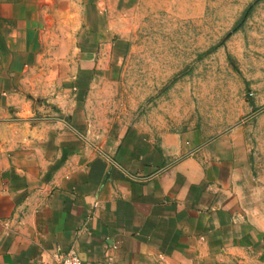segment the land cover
Wrapping results in <instances>:
<instances>
[{"label":"crops","instance_id":"0c3cea01","mask_svg":"<svg viewBox=\"0 0 264 264\" xmlns=\"http://www.w3.org/2000/svg\"><path fill=\"white\" fill-rule=\"evenodd\" d=\"M117 1H83L58 65L49 4L0 0V264H264V189L236 140L98 119L130 49Z\"/></svg>","mask_w":264,"mask_h":264},{"label":"rangeland","instance_id":"374dc122","mask_svg":"<svg viewBox=\"0 0 264 264\" xmlns=\"http://www.w3.org/2000/svg\"><path fill=\"white\" fill-rule=\"evenodd\" d=\"M83 1L44 0L58 65L77 57ZM121 1L130 49L115 107L98 119L232 137L264 189V0Z\"/></svg>","mask_w":264,"mask_h":264},{"label":"built area","instance_id":"2783aa9c","mask_svg":"<svg viewBox=\"0 0 264 264\" xmlns=\"http://www.w3.org/2000/svg\"><path fill=\"white\" fill-rule=\"evenodd\" d=\"M55 261L43 260L34 264H83L81 258L74 252L59 253ZM111 264V263H105Z\"/></svg>","mask_w":264,"mask_h":264}]
</instances>
